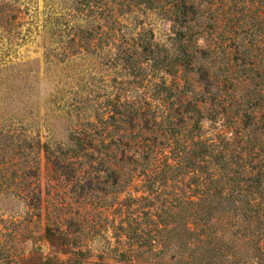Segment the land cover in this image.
I'll list each match as a JSON object with an SVG mask.
<instances>
[{
  "label": "rangeland",
  "instance_id": "obj_1",
  "mask_svg": "<svg viewBox=\"0 0 264 264\" xmlns=\"http://www.w3.org/2000/svg\"><path fill=\"white\" fill-rule=\"evenodd\" d=\"M201 126L257 131L264 160V0H0V264L152 257L127 244L132 179L145 146L177 156Z\"/></svg>",
  "mask_w": 264,
  "mask_h": 264
},
{
  "label": "trees",
  "instance_id": "obj_2",
  "mask_svg": "<svg viewBox=\"0 0 264 264\" xmlns=\"http://www.w3.org/2000/svg\"><path fill=\"white\" fill-rule=\"evenodd\" d=\"M186 59L180 60L181 68ZM222 103L211 104L215 111L209 120L215 123L223 114L227 122L242 126L246 116L240 106L226 116L232 108ZM198 129L194 147H182L177 156L168 158L156 145L145 146L141 158L147 168L132 179H140L142 195L129 201L147 210L132 218L135 227L126 229L127 244L160 250L150 258L123 253L119 263L264 264V160L259 152L245 153L242 144L244 136L257 137V131L210 139L203 138L202 126ZM140 219L152 228L142 229Z\"/></svg>",
  "mask_w": 264,
  "mask_h": 264
}]
</instances>
